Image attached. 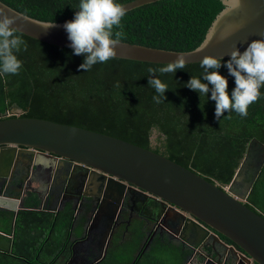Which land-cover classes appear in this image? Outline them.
<instances>
[{"label": "trees", "instance_id": "trees-1", "mask_svg": "<svg viewBox=\"0 0 264 264\" xmlns=\"http://www.w3.org/2000/svg\"><path fill=\"white\" fill-rule=\"evenodd\" d=\"M1 1L30 17L56 22L73 19L79 5V0ZM127 1L130 0H116L119 4ZM223 7L222 0H156L128 10L121 20L122 27L114 28L113 32H123L120 41L191 50L204 39ZM17 35H21L27 49L22 45L16 53L22 62L18 74H0L1 114L17 108L21 110L20 116L44 118L109 134L152 149L220 186L229 184L253 138L264 144V86L260 89V98L249 106L246 117L231 111L217 120L211 92L200 96L186 86L191 76L207 83L203 81L199 62L186 63L184 69H177L174 74L158 71L148 74V68L159 69L166 63L115 57L84 71L78 68L84 56L75 55L72 49L39 41L19 31ZM228 59H222L217 71L226 77L231 95L235 83L224 66ZM150 75H157L168 87L159 104L153 100L157 93L148 85ZM154 133L156 138L152 140ZM254 172L255 167L246 168L248 176ZM28 203L36 205L37 196H31ZM245 204L264 215V164ZM73 214L68 207L57 214L30 207L19 210L17 215L1 208L0 231L9 232L14 223L25 233L15 238L16 253L32 254L30 249L35 247L40 258L46 260L54 255L67 256V236ZM47 228H52L49 239H41ZM126 229V236L132 235L131 240L120 241L125 235L118 232L105 257L110 263H185L187 250L184 252L179 245L156 238L149 248L142 250L139 244L143 231L139 223L128 224ZM37 240H41L38 246ZM2 255L0 251V264H5Z\"/></svg>", "mask_w": 264, "mask_h": 264}, {"label": "water", "instance_id": "water-1", "mask_svg": "<svg viewBox=\"0 0 264 264\" xmlns=\"http://www.w3.org/2000/svg\"><path fill=\"white\" fill-rule=\"evenodd\" d=\"M153 1L156 0H130L121 5L128 11ZM222 3L224 7L194 49L177 51L119 41L115 57L167 63L181 56L187 63H195L204 55L229 57L234 47L243 52L250 41L261 38L264 0H240L239 6L236 0H222ZM0 10L16 18L14 27L19 32L72 49L63 27L65 22L30 17L1 0ZM52 23L54 27L45 28ZM21 151L43 162H51L54 168L81 170L86 175V185L77 195L102 197L106 204L113 199L115 205L109 212L114 215L127 193H136L145 199L162 202L157 206L163 209L164 222L175 226L184 246L198 249L211 239L209 245L215 249V242H222L218 236L221 234L243 251L246 262L264 264V215L245 204L264 164V144L255 138L248 143L242 162L225 186L207 180L152 149L109 134L44 118L20 116V113L14 116L0 113V176L1 169L16 164ZM250 167H255V172L248 176L246 168ZM0 208L17 214L25 206L21 198L0 194ZM100 209L101 205L95 218ZM169 214L174 218L168 217ZM209 228L218 234L210 232Z\"/></svg>", "mask_w": 264, "mask_h": 264}, {"label": "flooded vegetation", "instance_id": "flooded-vegetation-1", "mask_svg": "<svg viewBox=\"0 0 264 264\" xmlns=\"http://www.w3.org/2000/svg\"><path fill=\"white\" fill-rule=\"evenodd\" d=\"M17 158L15 165L1 169L0 194L21 198L25 206L23 209L31 207L57 214L67 207L70 208L74 212L71 225L76 224V226L84 227L87 236L84 237V240L86 239V243L90 245L95 243V246L90 250L89 246L76 247L77 251L74 250L73 254L67 258L54 255L47 259L48 261L41 262L40 252L35 250V247L30 249L32 254L28 255L14 252L15 238L19 235H25V233L13 223L9 232L0 231V251L3 254L5 264H115L114 261L110 263L105 258L107 250L114 242L118 232L125 235L120 241L131 240V233L126 236V226L134 222H138L143 231V238L139 244V248L142 250L149 248L156 238H160L179 245L184 252L187 250L184 264H257L246 262L243 258L245 254L236 244L232 241H226L211 228H209L210 232L218 234L222 241L215 242L217 249L210 247L211 239H209L210 242L207 240L198 249L184 246L179 235H177L175 226L169 222L165 224V218L161 212L163 209H159L157 206H161L162 202L151 201L149 198L145 199L139 194H137L139 196L135 195L136 193H127L114 215L109 212L115 205L113 199L108 200L106 204V200H103L102 197H82V194H68L83 192L86 185V175H83L81 170L72 171L75 168H66L64 171L63 168L59 169L61 166L54 168L51 162H43L25 151H21ZM4 163L5 161L2 164L4 165ZM49 195L56 197H49ZM31 196H37L38 203L36 205L28 203ZM100 205L102 206L101 212L98 211L99 213L95 218V213ZM162 206L164 208L166 204ZM154 208L158 211L155 212ZM168 217L174 218L173 214H169ZM107 230L109 231L107 232ZM51 232L52 228L45 229L41 239L48 238ZM32 233L34 232L32 231ZM40 241L37 240V246ZM105 241H107L106 244ZM106 245L108 248L105 247ZM96 246L98 249L95 248ZM103 251L105 253L99 258ZM136 255L137 252L135 251L134 257ZM90 257H95L96 260L93 261Z\"/></svg>", "mask_w": 264, "mask_h": 264}, {"label": "clouds", "instance_id": "clouds-1", "mask_svg": "<svg viewBox=\"0 0 264 264\" xmlns=\"http://www.w3.org/2000/svg\"><path fill=\"white\" fill-rule=\"evenodd\" d=\"M236 5H240V0H236ZM126 14L127 9L116 0H79L73 19L65 21L63 25L73 53L84 56L79 69L88 71L97 63L115 58V46L123 37V32H113V29L122 27L121 20ZM15 20L14 16L0 10V74L16 75L22 68V62L16 53L21 50L22 45L26 50L27 44L21 35H17L19 30L14 27ZM54 26L52 23L45 28ZM260 37L250 41L243 52L237 47L231 50L229 59L224 64L228 74L234 78L235 86L231 95L226 77L217 71L222 66L223 57L204 55L199 61L203 69V81L207 83L195 76H191L186 82V86L197 91L200 96L211 92L210 98L215 101L214 115L217 120L225 112L231 111L246 117L249 106L260 98V89L264 86V30L260 32ZM186 63L183 57L178 56L159 69L148 68L147 72L174 74L177 69H184ZM148 85L157 93L153 96L154 102L161 103L168 89L167 85L157 75H150Z\"/></svg>", "mask_w": 264, "mask_h": 264}, {"label": "crops", "instance_id": "crops-1", "mask_svg": "<svg viewBox=\"0 0 264 264\" xmlns=\"http://www.w3.org/2000/svg\"><path fill=\"white\" fill-rule=\"evenodd\" d=\"M84 227L76 226V224L74 226H70L69 232H68V236H67V250H69L67 256L63 255L62 257H69L70 255L73 254L74 250L77 251L76 247H81V246H89V250L92 249L93 246H95V243L93 245H90L88 243H86V239L84 240V237L86 236V232H84L85 230L83 229ZM52 233V232H51ZM49 239V237H48ZM85 241V242H84ZM41 242V241H40ZM84 242V243H83ZM83 243V244H81ZM106 248H108L107 246H105ZM96 249L97 246L95 247ZM91 260L95 261L96 258L95 257H90Z\"/></svg>", "mask_w": 264, "mask_h": 264}, {"label": "rangeland", "instance_id": "rangeland-1", "mask_svg": "<svg viewBox=\"0 0 264 264\" xmlns=\"http://www.w3.org/2000/svg\"><path fill=\"white\" fill-rule=\"evenodd\" d=\"M7 113H8V115H10V114H12V113L19 114V113H21V112H20V110L17 109V108H12V109L8 110ZM155 138H156V134L154 133V135L151 137V139L154 140ZM40 261H41V262H46V261H48V260H46L45 258L42 257V258L40 259Z\"/></svg>", "mask_w": 264, "mask_h": 264}, {"label": "bare ground", "instance_id": "bare-ground-1", "mask_svg": "<svg viewBox=\"0 0 264 264\" xmlns=\"http://www.w3.org/2000/svg\"><path fill=\"white\" fill-rule=\"evenodd\" d=\"M221 235V234H220ZM223 236V235H222ZM230 240V239H229Z\"/></svg>", "mask_w": 264, "mask_h": 264}]
</instances>
